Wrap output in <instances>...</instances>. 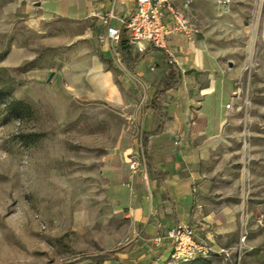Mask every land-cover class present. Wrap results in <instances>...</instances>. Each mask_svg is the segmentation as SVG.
Returning <instances> with one entry per match:
<instances>
[{
  "label": "rangeland",
  "instance_id": "374dc122",
  "mask_svg": "<svg viewBox=\"0 0 264 264\" xmlns=\"http://www.w3.org/2000/svg\"><path fill=\"white\" fill-rule=\"evenodd\" d=\"M29 9L0 0V264H66L104 252L124 264H179L171 249L163 253L168 240L154 245L138 234L129 196L108 171L120 136L131 135L139 148L141 129L130 113L145 111L147 87L128 73L138 87L131 105L52 88L46 63L29 59L43 49ZM214 9L222 62L237 80L236 93L221 100L230 122L221 165L233 172L226 187L237 223L216 246L203 243L211 264H264V0H231L226 8L215 0ZM145 60L160 62L158 55ZM13 101L21 105L11 107Z\"/></svg>",
  "mask_w": 264,
  "mask_h": 264
},
{
  "label": "crops",
  "instance_id": "0c3cea01",
  "mask_svg": "<svg viewBox=\"0 0 264 264\" xmlns=\"http://www.w3.org/2000/svg\"><path fill=\"white\" fill-rule=\"evenodd\" d=\"M16 1L28 9L32 6L28 18L30 23H38V45L43 49L29 59L46 63L44 81L53 72L52 88L58 87L67 95L131 105L129 96L138 87L130 75L147 87L145 111L132 108L130 116L144 131L153 130L163 121L165 132L173 140L171 149L155 153L144 173L132 172L128 167L132 154L141 155V130L136 137L138 149L134 147L136 139L123 134L115 150L108 152L110 181L129 196L138 234L165 236L167 229L184 222L193 228L198 241L214 247V240L235 233L237 204L230 186L226 187L230 184L226 179L233 172L221 165L228 154L230 129L221 100L232 98L237 80L235 73L224 67L223 45L214 36L220 27L215 18V0H191L186 7L185 0H171L192 17L198 29L195 41L170 35L167 50L147 47L132 67L123 63L127 72H120L112 59L114 43L100 38L107 26L121 28V20L133 11L135 0ZM109 12H113V18L106 17ZM54 20L67 26H56ZM132 52L138 53L133 46ZM148 55H158L160 62L145 60ZM172 57L178 64L172 62ZM169 64L178 74V83L161 98L165 117L160 120L149 107V99ZM165 240L169 241L164 237L161 244Z\"/></svg>",
  "mask_w": 264,
  "mask_h": 264
},
{
  "label": "built area",
  "instance_id": "2783aa9c",
  "mask_svg": "<svg viewBox=\"0 0 264 264\" xmlns=\"http://www.w3.org/2000/svg\"><path fill=\"white\" fill-rule=\"evenodd\" d=\"M190 2L191 0H185L184 7ZM216 2L222 8H226L231 0H216ZM106 17L113 18V12H109ZM121 28L126 31L127 42L138 52L145 51L147 47L167 50V38L173 34L182 36L188 42H194L198 33L192 17L174 6L171 0H135L133 11L127 18L121 20ZM121 28L107 26L104 37L100 38V40L106 38L114 43L111 48L112 59L119 66H123L117 49ZM171 60L178 64L174 57ZM181 72L184 73V70L181 69ZM141 163L145 167L143 153L132 154L128 167L132 172L144 171ZM164 237L171 243L169 254L171 259L186 261L201 256L208 257L211 253L210 247L196 239L193 228L187 223H176L167 229L165 236L156 235L151 238V241L154 245H159Z\"/></svg>",
  "mask_w": 264,
  "mask_h": 264
},
{
  "label": "trees",
  "instance_id": "16d2710c",
  "mask_svg": "<svg viewBox=\"0 0 264 264\" xmlns=\"http://www.w3.org/2000/svg\"><path fill=\"white\" fill-rule=\"evenodd\" d=\"M117 49L119 51L121 61L127 67H132L134 63L145 52V51L138 53L132 52V45H130L127 42V34L123 28H121L118 37ZM155 49H159V48H155ZM33 60H35V58L32 59L31 61ZM169 65L170 67L168 68L166 74L160 80L158 87L155 89L154 93L149 99V107L156 112V114L160 117V120H163L165 117V113L163 111V107L161 103V98L167 89L174 87L178 83V74L174 69V67L172 66V64ZM1 97L2 95L0 94V99ZM10 105L11 107L15 108V106L21 105V102L13 101L10 103ZM140 141H141L144 163L147 168L150 167L151 159L155 153L161 151H169L173 145V140L169 137L168 133L165 132V129L163 127V121L151 131L141 130ZM170 247H171V243L169 241V245L165 249L167 248L170 249ZM106 260L111 261L113 264H124L119 258H117V256L108 252L98 253L95 255L83 254L79 258L70 261L66 264H102ZM178 261L179 264H211L212 263L210 259L202 256L196 257L191 260H186V261L178 260ZM147 264H156V263L154 259H152V261H150ZM162 264H166V261H163Z\"/></svg>",
  "mask_w": 264,
  "mask_h": 264
},
{
  "label": "water",
  "instance_id": "95a60500",
  "mask_svg": "<svg viewBox=\"0 0 264 264\" xmlns=\"http://www.w3.org/2000/svg\"><path fill=\"white\" fill-rule=\"evenodd\" d=\"M37 5H38V4H37ZM229 65H230V63H229ZM52 76H53V72H50L49 75H48V77L46 78V81H49V80L51 79Z\"/></svg>",
  "mask_w": 264,
  "mask_h": 264
}]
</instances>
